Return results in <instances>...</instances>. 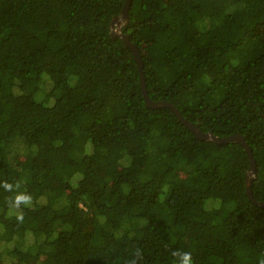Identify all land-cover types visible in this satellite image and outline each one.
Instances as JSON below:
<instances>
[{
  "label": "trees",
  "instance_id": "1",
  "mask_svg": "<svg viewBox=\"0 0 264 264\" xmlns=\"http://www.w3.org/2000/svg\"><path fill=\"white\" fill-rule=\"evenodd\" d=\"M125 2L0 0V264H264L246 148L147 105ZM121 28L153 101L245 137L264 202V0H133Z\"/></svg>",
  "mask_w": 264,
  "mask_h": 264
},
{
  "label": "water",
  "instance_id": "2",
  "mask_svg": "<svg viewBox=\"0 0 264 264\" xmlns=\"http://www.w3.org/2000/svg\"><path fill=\"white\" fill-rule=\"evenodd\" d=\"M132 1L133 0H126L125 5L121 11V14L119 16H115L111 22V35L114 37H121L124 39L126 45L134 52L135 58L140 66V71L142 73V88H143V93L147 102V105L150 108L156 109V108H161V107H168L171 108L176 115L179 117V119L191 130L195 133V135L202 139V140H209V141H213L216 142L218 144H226V143H230V142H237L241 145H243L246 148L247 153L249 154L250 160H251V167L249 169V171L247 172L246 175V181H247V192L249 197L257 204L260 206H264V202L261 201H257L255 200L254 196H253V190H252V182L253 179L255 177V173H256V166H255V161L253 159L252 156V152H251V148L248 144V142L246 141L245 137H243L242 135H231V136H225V137H220V136H216L215 134H213V132H203L201 129H199L194 123L190 122L189 120H187L185 117H183L180 113V111L171 103L169 102H165V101H153L148 94L147 88H146V84H145V78L143 75V63H142V59H141V55L139 53V49L138 47L132 43L130 41V38L127 34H124L122 31V25L124 23H128L129 22V10L131 8L132 5Z\"/></svg>",
  "mask_w": 264,
  "mask_h": 264
},
{
  "label": "clouds",
  "instance_id": "3",
  "mask_svg": "<svg viewBox=\"0 0 264 264\" xmlns=\"http://www.w3.org/2000/svg\"><path fill=\"white\" fill-rule=\"evenodd\" d=\"M183 264H190V256L188 254L184 255Z\"/></svg>",
  "mask_w": 264,
  "mask_h": 264
},
{
  "label": "rangeland",
  "instance_id": "4",
  "mask_svg": "<svg viewBox=\"0 0 264 264\" xmlns=\"http://www.w3.org/2000/svg\"><path fill=\"white\" fill-rule=\"evenodd\" d=\"M141 45H142V47H143V48H144V50H145L146 44H145V43H143V44H141ZM20 159H21L20 161H21V162H23V157H21V156H20Z\"/></svg>",
  "mask_w": 264,
  "mask_h": 264
}]
</instances>
